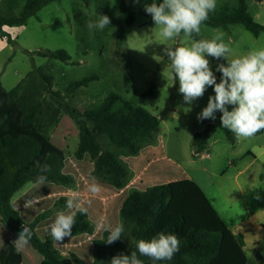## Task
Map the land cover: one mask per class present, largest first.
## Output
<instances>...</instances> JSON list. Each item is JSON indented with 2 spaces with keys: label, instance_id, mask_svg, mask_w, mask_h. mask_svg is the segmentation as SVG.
Instances as JSON below:
<instances>
[{
  "label": "rangeland",
  "instance_id": "obj_1",
  "mask_svg": "<svg viewBox=\"0 0 264 264\" xmlns=\"http://www.w3.org/2000/svg\"><path fill=\"white\" fill-rule=\"evenodd\" d=\"M152 2L153 0H139V3H134L133 0H87L86 2L67 0L65 6L54 2L67 19L70 38L60 30L56 33L57 38L47 43L43 40L45 36H42V39L36 37V29L25 28L19 34L16 45L13 46L14 51L8 47H0L2 86L10 90L23 79L22 90L35 87L34 98L41 104L42 115L38 121L42 126L43 134L65 152L64 158L70 157L76 163L82 176L84 175L73 151L78 143V127L69 117L68 112L71 109L84 111L110 93L153 114L159 122V132L155 136L160 135L165 146H176L180 153L182 151L185 154V158L193 159L190 155L192 135L195 132H202L205 125L197 120V114L207 106L208 98L213 95V91L209 87L204 96L196 100L188 110L189 106L184 103L182 94L178 92V79H174L170 73V62L164 55L163 49L169 43L189 46L193 39L185 38L182 34L175 41H166L159 28L155 27L152 17L144 11V5ZM161 2L162 0H156L157 4ZM225 3L234 8L237 1L225 0ZM121 4L125 6L124 12L120 10ZM248 4L251 14L261 6V16L254 20L264 25V3L250 0ZM220 6L222 5L216 7ZM129 12H133L134 21L129 27H125ZM38 13L33 17L37 21L40 20ZM97 14L110 17L111 24L103 30L90 32L87 23L98 20ZM122 28L125 31L124 40L118 45L117 38ZM16 29L19 30L17 27ZM221 33L223 42L231 48L229 59L246 55L251 50L264 48V33L254 37L239 24L225 28H212L201 24V32L197 37L210 40ZM58 50L66 51L70 57L69 63L49 60L35 54V52ZM207 58L217 77L219 72L216 71V66L219 61L215 58ZM38 67L41 74L51 78L50 90H45L46 83L37 74L38 70H34ZM32 70L35 77H26ZM94 75L97 79L90 80L86 87L67 90L70 83ZM32 77L35 78L34 81ZM32 82L34 83L31 84ZM152 83L159 92L155 106H150L148 100L143 97V93ZM219 115L222 114L219 112ZM99 143L103 150L117 154L118 159L123 163V156L114 146H110L104 137L99 139ZM206 149L209 154L208 160L186 164L187 171L192 174L202 167L208 168V162L211 161L214 164V171L226 172L222 179L229 183L230 198L238 202V205H242L234 176L238 170H243L239 182L247 184V193H243L247 194V219L250 213L264 208V134L248 139H238L234 135V143H231L219 129L218 120H215L210 128ZM228 160H232L231 166L228 165ZM71 174L72 182L69 186H61L59 188L61 191L66 188L73 190L77 187L80 179L77 175ZM222 179L218 181L221 182ZM218 181L217 183L220 184ZM28 185L15 195L24 191ZM257 195L259 199L256 198ZM152 236L151 231L149 238L151 239ZM125 244H128V240ZM43 261L44 264H51L44 259ZM247 264H264V244L257 253L253 254V257L249 258Z\"/></svg>",
  "mask_w": 264,
  "mask_h": 264
},
{
  "label": "trees",
  "instance_id": "obj_2",
  "mask_svg": "<svg viewBox=\"0 0 264 264\" xmlns=\"http://www.w3.org/2000/svg\"><path fill=\"white\" fill-rule=\"evenodd\" d=\"M81 1L86 2L87 0ZM51 2L60 4L61 0H25L21 12L17 16L4 17L0 15V30L3 27H22L30 17H36L37 13ZM120 10L121 12L125 11L124 4L120 5ZM133 21V12H129L125 27H129ZM202 24L212 28H225L229 25L239 24L254 37L264 33V25L255 22L249 14L247 0H237V5L234 8L227 5L216 8L215 11L209 13L208 19ZM124 33L122 28L117 38L118 45L124 40ZM192 39L200 40L196 34H193ZM36 54L62 63L70 61L69 55L64 50L37 52ZM217 61L219 64L227 63L221 59H217ZM39 68L35 70H38L37 74L46 83L45 90H50L51 78L41 74ZM33 72H29L26 77H35ZM220 76L219 73L217 82H219ZM92 79H97V76L72 82L67 90L72 91L86 87ZM22 81L10 90H6L0 83L1 223L10 231L17 233L22 230L23 224L29 226L32 231L30 246L45 261L52 264H110L113 256L136 251V242L140 239L150 240L148 230L153 227L159 213L167 208L171 199V189L167 183L152 186L135 185L128 192L118 213L119 223L123 222L125 227L124 237L111 245L103 242L108 235L106 231L101 229L93 233L94 218L100 215L94 206L99 202L90 197L84 200L77 197V201L82 200L80 204L87 209V212L81 214L79 211H75V226L71 235H80L75 239V243H80L75 250L84 253V260L76 262H71L70 258L61 254L56 247V242L49 235L50 231L37 230L38 223L44 216L43 210L52 205L54 198L45 197L30 207H22L27 201H34L31 192L13 201L15 194L28 184L37 185L39 190L45 193L51 190L59 192L57 191L59 186H69L72 182L69 170L63 168L64 154L42 132V126L38 121L42 110L40 102L34 98L35 87L22 90ZM158 96L159 92L153 83L143 93V97L148 100L150 106H155ZM68 114L78 127V144L74 157L76 160H83L86 157L92 163L90 171L89 169L82 171L88 184L95 182L99 186L107 187L112 193L126 186L129 181V171L118 159L117 154L101 148L99 139L104 137L107 143L114 146L123 157H133L144 146L153 144L155 134L159 132V122L153 114L140 106H134L121 100L114 93H110L103 100L90 105L84 111L71 109ZM215 120H218V127L225 138L234 143L233 133L221 126L219 112L216 113ZM214 121H201L206 124V127L202 132L195 133L192 137L193 156L206 148L211 124ZM260 134H264V130L256 133L255 136ZM37 161L41 165H49L51 169L44 173L47 176V182L44 185L35 183L36 177L41 174L36 167ZM81 186L83 185L80 183L79 190ZM59 201L66 203L65 199ZM183 224V217L175 216L162 228L160 232L178 236L180 248L172 260L157 261L156 264H211L219 255L223 239L222 233L197 227L183 233ZM83 240L86 242L83 243ZM127 240L128 244L126 245L125 241ZM239 244L242 245L240 238ZM137 255L144 264H153L150 258L140 256L139 253ZM71 258L75 259L76 257L71 255ZM0 264H5V261Z\"/></svg>",
  "mask_w": 264,
  "mask_h": 264
},
{
  "label": "crops",
  "instance_id": "obj_3",
  "mask_svg": "<svg viewBox=\"0 0 264 264\" xmlns=\"http://www.w3.org/2000/svg\"><path fill=\"white\" fill-rule=\"evenodd\" d=\"M252 1L264 3V0ZM66 2L67 0H61L64 6ZM249 2L250 0H247L249 14L253 19L260 17L261 6L259 9H256L254 14H251ZM24 3L25 0H0V15L4 17L17 16ZM216 4L225 5L226 3L225 0H216ZM38 17L40 18L39 21L30 17L25 25L17 27L19 30L16 27H3L0 30V47H8L14 51L13 46L16 45L19 34L25 28L36 29V37L42 39L41 37L45 36L46 38L43 40L47 41V43L51 39L57 38L56 33L60 30H63L68 35V38H70L68 26L66 25L67 19L54 2L49 3L40 10ZM16 34L17 36H15ZM1 75L2 72H0V77ZM0 83L2 85L1 80ZM205 127L206 124L202 131ZM52 144L55 145L54 143ZM55 146L65 154L59 146ZM206 146H208V142ZM76 148L73 150L74 152ZM190 155L193 159H197L185 158V154L182 151L180 153L176 146H165L161 136L158 135L155 136L153 144L144 146L136 156L123 157V164L129 171V181L125 187L114 193L110 192L105 186H100V192L97 194L90 193L88 191L89 187L87 188L86 186H81L80 190L77 186L73 190L66 188L64 191H61L59 189L61 186H59L57 190L59 192L51 190L44 193L39 190L37 185H28L24 191L15 195L13 201L31 192V196L34 197V203L41 201L45 197L51 196L54 198L52 205L43 210L44 216L37 226V230L39 231H50L48 226L54 221L57 213L63 211L68 214L71 211H76L75 208L68 209L66 207L67 200L73 193H76L77 197H81L82 200L89 197L96 199L99 204H95L94 207L100 214L99 217L94 218L93 233H96L101 230L96 227L101 217H104L106 223L112 226L119 223V209L128 192L135 185L152 186L159 183H167L171 189V199L168 202L167 208L157 216L153 227L148 230V237H150L151 231L153 232V236L159 233L171 218L182 216L184 219L183 233L194 227L222 233L223 239L219 255L211 264H247L249 258L253 257V254L257 253L258 249L264 244V208L250 213L247 219V194H245L246 196L243 194L247 193V184L239 182L243 170H238L234 176V182L239 189L242 200V205H238V202L230 198L231 193L228 181L222 179L226 175V172H223L224 170L222 172L214 171V164L211 161L208 162V168L202 167L192 174L187 171L186 164L208 160L209 154L207 153V149L205 148L194 154V156L192 149ZM77 161L81 171H88V169L90 171L92 169V163L86 157L83 160ZM232 164V160H228V165L231 166ZM220 179H222L221 182L218 181ZM60 199H65L66 203L60 202ZM81 201L77 202L80 203ZM22 207H25V204ZM17 234V232L10 231L0 221V263L5 261V264H44L43 257L30 244L19 251L16 249L12 241L17 239ZM49 235H51L50 232ZM78 237L80 235H71L65 237L61 242H56L57 249L64 257L70 258L71 262L84 260V253L75 250L80 245L79 242L75 243V239ZM239 238L242 241V245L239 244ZM82 242L85 243L86 240ZM71 255L76 258L72 259Z\"/></svg>",
  "mask_w": 264,
  "mask_h": 264
},
{
  "label": "clouds",
  "instance_id": "obj_4",
  "mask_svg": "<svg viewBox=\"0 0 264 264\" xmlns=\"http://www.w3.org/2000/svg\"><path fill=\"white\" fill-rule=\"evenodd\" d=\"M139 3V0H133ZM216 0H162L157 4L144 5V11L152 17L155 27H158L166 41L172 42L183 36L191 39L193 34L199 35L201 24L215 11ZM98 15V14H97ZM111 19L107 15H98V20L89 21V31L103 30L109 27ZM223 34H217L212 39L192 40L189 46H177L169 43L164 47V55L170 62V73L178 79V92L182 94L183 101L190 106L202 98L209 87L214 95L208 98L207 106L197 114L198 121L216 119L220 112L221 126L230 130L238 139L251 138L264 130V48L249 51L246 55L229 59L231 48L223 42ZM207 57L224 59L226 64L220 63L216 71L221 74L219 82L210 67ZM231 106V110H229ZM40 175L35 183L44 185L50 166L36 162ZM95 179V178H94ZM88 191L92 194L100 192V186L92 183ZM260 197L257 195L256 197ZM34 201L29 200L25 207H30ZM68 209H76L85 214L87 209L77 202V194L67 200ZM76 212L66 214L61 211L56 214L54 221L48 226L55 242H61L65 237L71 236L75 226ZM98 229L108 233L105 244L111 245L124 237L123 222L112 226L101 217L96 224ZM32 231L29 226L22 225L17 239L12 244L19 251L30 242ZM180 240L175 234L157 233L150 240L140 239L136 242V251L130 254H117L110 260V264H144L138 257L146 256L153 264L157 261H170L179 251Z\"/></svg>",
  "mask_w": 264,
  "mask_h": 264
},
{
  "label": "built area",
  "instance_id": "obj_5",
  "mask_svg": "<svg viewBox=\"0 0 264 264\" xmlns=\"http://www.w3.org/2000/svg\"><path fill=\"white\" fill-rule=\"evenodd\" d=\"M63 168L68 169L69 173H73L79 177L80 181L77 186L81 183L83 186H86L87 188L89 187L87 179L79 173L76 163L70 157L64 158Z\"/></svg>",
  "mask_w": 264,
  "mask_h": 264
}]
</instances>
